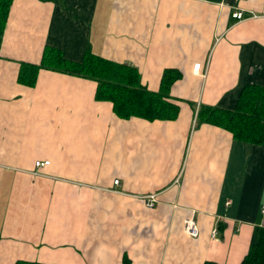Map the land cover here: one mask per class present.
Listing matches in <instances>:
<instances>
[{
  "label": "crops",
  "instance_id": "1",
  "mask_svg": "<svg viewBox=\"0 0 264 264\" xmlns=\"http://www.w3.org/2000/svg\"><path fill=\"white\" fill-rule=\"evenodd\" d=\"M45 47L133 65L152 92L177 71L176 116L119 118L95 81L63 71L20 77ZM249 84L264 85V0H12L0 44V264H240L264 227V139L196 114L232 109ZM38 159L49 164L36 169Z\"/></svg>",
  "mask_w": 264,
  "mask_h": 264
},
{
  "label": "trees",
  "instance_id": "2",
  "mask_svg": "<svg viewBox=\"0 0 264 264\" xmlns=\"http://www.w3.org/2000/svg\"><path fill=\"white\" fill-rule=\"evenodd\" d=\"M11 1L0 0V44ZM39 68L63 71L95 81V99L110 102L113 112L119 118L135 116L155 120L176 116L177 106L167 101V90L179 77L177 71H165L159 90L152 92L141 85L136 67L107 60L89 50L80 61H69L64 59L57 49L45 47L38 65L21 63L20 77L26 75L31 81ZM196 118L199 123H210L227 129L235 138L255 144L261 143L264 139V85L244 86L232 109L200 105ZM14 264L44 263L17 261ZM120 264H130V260L124 256ZM200 264L221 263L206 260ZM240 264H264L263 226L253 228L248 251Z\"/></svg>",
  "mask_w": 264,
  "mask_h": 264
},
{
  "label": "built area",
  "instance_id": "3",
  "mask_svg": "<svg viewBox=\"0 0 264 264\" xmlns=\"http://www.w3.org/2000/svg\"><path fill=\"white\" fill-rule=\"evenodd\" d=\"M233 17L236 18V19H243L245 18V15L243 13L242 10H236L233 12ZM257 15L254 14V13H250L249 17H256ZM201 70V63L197 62V63H194L193 65V71L195 72H199ZM49 164V161L48 160H36L34 161V167L36 169H41L43 167H45L46 165ZM114 184H118V179H115L114 180ZM143 199H144V202H145V205L148 207V208H152L155 206L156 204V197H155V194H149V195H146V196H142ZM226 204H228V201L226 202ZM261 212L264 213V206L262 207L261 209ZM184 231L190 235L191 237H197L199 235V228H198V225H197V222L194 218L192 217H189V218H186L185 221H184ZM217 233V229L214 228L213 231H212V236L214 237Z\"/></svg>",
  "mask_w": 264,
  "mask_h": 264
}]
</instances>
